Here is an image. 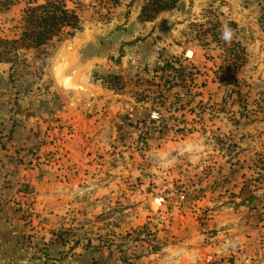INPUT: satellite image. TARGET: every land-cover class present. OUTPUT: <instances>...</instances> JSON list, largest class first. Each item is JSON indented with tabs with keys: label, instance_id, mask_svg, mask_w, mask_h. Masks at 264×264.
<instances>
[{
	"label": "rangeland",
	"instance_id": "374dc122",
	"mask_svg": "<svg viewBox=\"0 0 264 264\" xmlns=\"http://www.w3.org/2000/svg\"><path fill=\"white\" fill-rule=\"evenodd\" d=\"M26 1L0 12V40L19 36ZM213 1L204 18L184 24L182 34L187 32V41L218 56L214 80L205 73L195 82L188 75L176 82L172 74L166 77L169 84L138 68L135 75L119 77L116 89L110 90L101 78L113 97L108 105L124 106L115 117L114 138L107 147L106 170L112 172L96 181L102 193L74 195L73 208L60 220L56 215L41 221L34 189L22 185L26 201H10L9 209H0L5 252L0 264H264V76L252 83L236 77L244 64L237 68L225 52L230 39L238 43L239 26L248 22L245 30L258 24L264 0ZM113 5L112 0H100V21L109 19ZM221 10L225 13L220 21ZM217 23L224 43L215 42L211 34L195 38L196 26ZM248 31L244 41L258 36L264 41L263 35L256 37V30ZM64 38L53 45L60 48ZM20 54L28 60V53ZM35 63L33 68L16 63L9 86L15 90L21 79L40 77L45 67L37 58ZM225 63L234 66L229 86L218 82ZM211 81L212 93H206L205 83ZM174 83L176 87L168 90ZM137 108L146 112L140 124ZM50 123L36 145L26 149L30 159L21 165L27 169L48 163L58 170V147L47 156L38 152L45 143L58 146L62 140L63 126ZM71 135L66 130L65 136ZM104 150L99 149L100 155H106ZM254 196L257 200H243Z\"/></svg>",
	"mask_w": 264,
	"mask_h": 264
},
{
	"label": "crops",
	"instance_id": "0c3cea01",
	"mask_svg": "<svg viewBox=\"0 0 264 264\" xmlns=\"http://www.w3.org/2000/svg\"><path fill=\"white\" fill-rule=\"evenodd\" d=\"M144 1L119 0L111 6V14L105 22L99 19L102 13L98 6L100 0L69 3L78 13L81 30L72 38H64L60 48L53 44L48 47L49 56L41 58V53L28 52L26 64L33 68L37 58L40 67H45L43 74L21 79L15 90L8 84L14 69L10 64H0V209L4 205L9 209L14 202L21 205L26 201L22 185L34 189L37 196L35 210L41 221H49V217L56 218V215L60 220L69 208H73L71 200L74 195L102 193L96 181L101 177L109 178L112 172L111 168L106 170L110 160L107 147L114 138L115 117L124 106L115 108L108 105L113 97L102 86L101 78L131 76L138 68L153 72L160 57L177 58L183 64L197 68L201 74L193 76V82L196 78H203L205 73L215 78L214 66L218 56L210 55L196 41H187V32L182 34L184 24L194 23L203 17L204 10L215 5L214 1L181 0L173 11L160 14L153 22H142L140 16ZM224 13L220 11V21ZM245 25L248 27V22L238 27L237 39L245 49L246 62L236 77L241 75L250 83L263 81L264 41H260L258 35L264 37V33L257 24L245 30H256L258 37L244 41ZM67 55L72 58L62 75L65 83L69 87L81 85L84 90L76 92L63 88L55 80V71L65 63ZM210 56L212 58L208 59ZM205 84L204 91L212 93L213 82ZM134 112L138 124L145 121L144 109L137 108ZM52 120L63 126L62 140L58 146L54 141L53 145L45 143L38 152L47 156L54 151L52 148L58 147V170L54 171V165L48 163L39 165V169L35 165L27 169L21 165L22 161L30 159L26 149L36 145ZM66 130L72 131L71 137L65 136ZM51 135H55V131ZM170 145L168 143L167 146ZM103 148L106 155H100L99 149ZM99 155L102 157L100 164ZM68 166L73 171H68ZM2 243L0 234V259L5 257Z\"/></svg>",
	"mask_w": 264,
	"mask_h": 264
},
{
	"label": "trees",
	"instance_id": "16d2710c",
	"mask_svg": "<svg viewBox=\"0 0 264 264\" xmlns=\"http://www.w3.org/2000/svg\"><path fill=\"white\" fill-rule=\"evenodd\" d=\"M20 0H0V12L7 11L11 6L17 4ZM74 0H27L26 8L23 13V17L20 22V34L17 38L13 40H0V64H10L13 67H16V63L24 64L25 55H21V52L28 53L35 51L41 53L43 56H49V51L47 50L53 44L55 39L59 40L62 36H65L66 39L74 37L75 33L81 30L79 16L76 9L69 7V3ZM114 4H117L119 0H112ZM181 0H145L142 6V12L140 20L142 22H153L158 18V16L165 12H170L176 9L177 5ZM76 4L75 2H73ZM258 25L260 30L264 33V12L258 19ZM210 26V25H209ZM206 27L205 25L196 26L195 38H198L197 35L201 33L203 36L211 34V37L215 42H223L219 38L222 31L219 32L218 23L210 26L211 28ZM194 38V39H195ZM230 48L225 52H228V56L233 58L236 62L234 66L239 68L246 62L245 58V49L234 41L227 42ZM240 53L236 56V53ZM242 55V56H241ZM230 67L228 63H225V66H221L219 70L221 71L220 77H218V82L223 85L229 86L231 79V73L234 69ZM171 73L168 76L165 74L167 72ZM154 76H160V82L171 83V81L166 80L167 78L172 77V74L175 76L172 78V81H183L188 75V77L193 78L199 74V71L194 66L190 65L184 67L178 59L169 61L164 57L158 59L153 70ZM216 76V74H215ZM121 79L116 76H108L104 81V86H107V89H116V85ZM113 85L111 86V84ZM108 84L110 86H108ZM116 84V85H114ZM177 83L168 88V90L174 89ZM163 86H157L160 88ZM246 187H244L241 193H244ZM245 194V193H244ZM245 202L249 200H257L256 196L250 198H244Z\"/></svg>",
	"mask_w": 264,
	"mask_h": 264
},
{
	"label": "water",
	"instance_id": "95a60500",
	"mask_svg": "<svg viewBox=\"0 0 264 264\" xmlns=\"http://www.w3.org/2000/svg\"><path fill=\"white\" fill-rule=\"evenodd\" d=\"M72 56L71 55H67L65 57V63L63 65H60L54 74L55 80L57 82V84H59V86H62L63 88H67L69 90H74L76 92H78V90H84L85 88L81 85H71L70 87L68 85H66L65 83V79L62 76L63 73L66 71V69L70 66L69 64H67L69 62V60H71Z\"/></svg>",
	"mask_w": 264,
	"mask_h": 264
}]
</instances>
